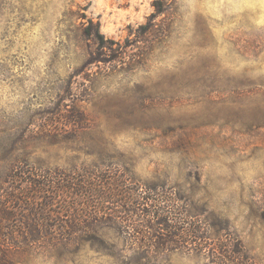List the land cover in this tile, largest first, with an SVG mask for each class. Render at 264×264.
Instances as JSON below:
<instances>
[{
    "label": "rangeland",
    "instance_id": "374dc122",
    "mask_svg": "<svg viewBox=\"0 0 264 264\" xmlns=\"http://www.w3.org/2000/svg\"><path fill=\"white\" fill-rule=\"evenodd\" d=\"M154 2L0 0V130L20 128L21 156L59 183L159 187L190 227L207 217L221 242L240 239L264 264V0H163L148 31ZM91 21L105 44L85 32ZM120 227L100 221L82 233L120 249L123 230L136 232ZM192 244L155 264H215L187 252ZM96 245L38 249L20 264H115Z\"/></svg>",
    "mask_w": 264,
    "mask_h": 264
},
{
    "label": "trees",
    "instance_id": "16d2710c",
    "mask_svg": "<svg viewBox=\"0 0 264 264\" xmlns=\"http://www.w3.org/2000/svg\"><path fill=\"white\" fill-rule=\"evenodd\" d=\"M163 4V0H155L156 10L142 26L144 29L149 31L154 27L153 17L166 11ZM85 32L102 45L109 40L100 25L93 21L85 27ZM17 131L0 130V264L28 263L38 249L74 252L73 248H78L81 241L97 244L96 249L113 256L115 264H155L159 255L180 249L185 242H193L195 246L186 248L187 252L200 250L198 253L206 254L215 264H252L240 239L232 236L230 245L221 242L224 234H212L209 226L217 223H210L207 217L198 216L200 218L190 227L185 213L172 205L175 200L159 191V187L144 188L131 181V184L123 183L126 190L119 191L115 180L102 182L99 179V183H93L73 178L59 183L61 180L50 176L48 170L40 174L41 170L35 169L28 158L29 153L21 156L27 140L24 135L18 136ZM66 194L71 195V199H66ZM90 194L97 196L98 201H87ZM58 205L69 212L70 220L54 212ZM84 206L88 210L80 208ZM123 212V217L129 219L126 226L118 220ZM55 217L61 226H55ZM100 221L120 224L122 229L132 226L136 232L123 230L126 234L121 236L120 249L115 242L100 235L82 233L98 228ZM220 225L224 223L220 221ZM222 227L230 228L228 222ZM216 239L223 246L217 247V243L211 246ZM137 240L143 245L136 247ZM207 246L210 248L204 251ZM131 248L133 253H127Z\"/></svg>",
    "mask_w": 264,
    "mask_h": 264
}]
</instances>
